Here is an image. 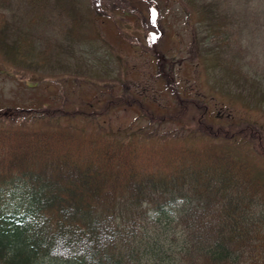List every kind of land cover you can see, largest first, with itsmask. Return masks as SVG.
Here are the masks:
<instances>
[{
	"label": "trees",
	"instance_id": "obj_1",
	"mask_svg": "<svg viewBox=\"0 0 264 264\" xmlns=\"http://www.w3.org/2000/svg\"><path fill=\"white\" fill-rule=\"evenodd\" d=\"M121 1L129 6L123 21L142 20L145 33L131 43L149 54L160 88L110 98L107 107L138 108L180 129L159 137L148 122L115 137L1 126L0 264H264L262 134L256 123H222L211 110L217 95L229 111H263L264 68L247 59L242 39H233L235 20L216 0H183L198 15L197 44L210 61L215 96L205 100L176 78L158 2ZM102 2L0 0V50L22 68L29 63L16 54L31 61L39 53L52 76L37 80L119 84L118 47L96 26L116 14Z\"/></svg>",
	"mask_w": 264,
	"mask_h": 264
},
{
	"label": "rangeland",
	"instance_id": "obj_2",
	"mask_svg": "<svg viewBox=\"0 0 264 264\" xmlns=\"http://www.w3.org/2000/svg\"><path fill=\"white\" fill-rule=\"evenodd\" d=\"M156 1L161 8L164 30L169 38L168 48L174 57L179 84L189 87L193 93L196 89L200 90L205 100L212 99L215 93L209 74L210 61L206 58L208 55L203 54V46L197 44L198 15L183 0ZM217 1L235 20L237 31L232 28L233 39H242L247 50V59L252 60L256 67L264 68V0ZM127 4L121 0H103L102 7L110 13L114 11L115 19L123 21L124 11L129 9ZM130 18L131 20L125 19L123 24L113 22V17L107 19L106 25L101 21L102 18L96 20L98 30L108 42L118 47L124 62L119 84L113 82L103 86L99 80L85 82L66 77L37 80L34 78L36 73L52 76L46 68L47 63L38 56L39 53L31 57V61L16 54L18 59L23 58V61L29 63L22 68L14 60L6 59L0 50V127L10 126L12 123L29 124L37 128L61 125L71 129L95 128L103 134L115 137L143 132L148 129V122L153 128L149 130L150 133L159 137L172 133L176 128L180 129L178 124L167 121V117L161 118L163 121L154 120L155 118L138 108L121 107L111 110L107 107L110 98L124 94L132 96L134 92L145 90L144 93L151 94L157 91V87L160 88V83L155 84L158 77L149 54L131 43L137 35L145 33L142 20L135 14H131ZM117 40L123 43H117ZM250 71L262 76L254 68ZM159 98L164 100L163 92ZM224 102L227 100L224 99ZM212 105L216 110H211L222 123H234L240 119L256 123L264 142V110H247L242 104H235L229 111L227 107L222 108L219 105L217 95ZM218 108L223 111L219 112ZM90 111L94 112L91 118ZM235 145L243 146V141L239 140Z\"/></svg>",
	"mask_w": 264,
	"mask_h": 264
}]
</instances>
